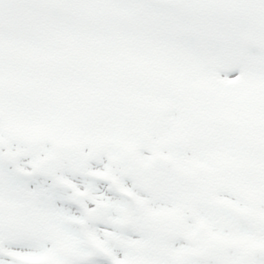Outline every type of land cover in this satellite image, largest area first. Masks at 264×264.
<instances>
[{
  "label": "snow or ice",
  "instance_id": "6c2138e0",
  "mask_svg": "<svg viewBox=\"0 0 264 264\" xmlns=\"http://www.w3.org/2000/svg\"><path fill=\"white\" fill-rule=\"evenodd\" d=\"M0 264H264V0H0Z\"/></svg>",
  "mask_w": 264,
  "mask_h": 264
}]
</instances>
